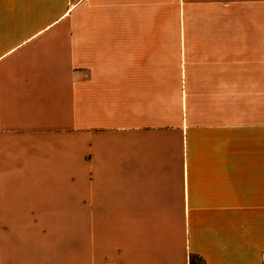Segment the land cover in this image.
<instances>
[{"label":"crops","instance_id":"obj_1","mask_svg":"<svg viewBox=\"0 0 264 264\" xmlns=\"http://www.w3.org/2000/svg\"><path fill=\"white\" fill-rule=\"evenodd\" d=\"M262 264L264 0H0V264Z\"/></svg>","mask_w":264,"mask_h":264},{"label":"trees","instance_id":"obj_2","mask_svg":"<svg viewBox=\"0 0 264 264\" xmlns=\"http://www.w3.org/2000/svg\"><path fill=\"white\" fill-rule=\"evenodd\" d=\"M188 264H205V260L197 254H190Z\"/></svg>","mask_w":264,"mask_h":264},{"label":"built area","instance_id":"obj_3","mask_svg":"<svg viewBox=\"0 0 264 264\" xmlns=\"http://www.w3.org/2000/svg\"><path fill=\"white\" fill-rule=\"evenodd\" d=\"M262 264H264V257H263V259H262Z\"/></svg>","mask_w":264,"mask_h":264}]
</instances>
